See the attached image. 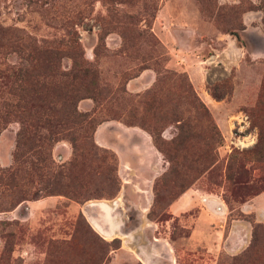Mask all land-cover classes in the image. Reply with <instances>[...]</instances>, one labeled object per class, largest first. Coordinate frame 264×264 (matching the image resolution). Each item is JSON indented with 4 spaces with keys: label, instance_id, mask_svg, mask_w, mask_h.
<instances>
[{
    "label": "rangeland",
    "instance_id": "1",
    "mask_svg": "<svg viewBox=\"0 0 264 264\" xmlns=\"http://www.w3.org/2000/svg\"><path fill=\"white\" fill-rule=\"evenodd\" d=\"M262 5L261 0H0V116L5 106L13 105V95L8 90L11 77L8 80L4 74L11 73L13 66L26 63L21 54L13 53V42L20 39L23 44H42L69 34L78 39L83 58L93 64L98 74L96 98H83L76 105L78 112L90 115L93 125L109 119L125 123L132 116L157 125L161 139L169 141L177 133L173 121L176 115L186 122L195 121V95L207 108L220 134L219 142L212 144L213 168L196 179L193 176L200 169L187 165L193 154L205 151L206 138L211 140L206 131L200 139H187L183 147L169 149L171 154L187 158L185 165L177 166L178 173L167 174L170 164L163 155L166 168L153 181V187L158 181V202L147 211L145 206L136 205L140 191L124 193L115 161L111 164L116 165L120 189L113 198L78 203L51 195L23 200L11 209H6L9 197L0 198V264H94L97 236L109 243L119 240L118 248L110 247L106 264H145L141 252L164 253L169 247L165 240H156L155 236L168 239L187 233L182 227L183 216L167 223L165 220L170 218L169 203L190 187L197 189L200 200L206 195L220 197L227 218L244 219L239 214L241 204L226 200L229 194L225 173L233 155L249 150L248 159L243 162L256 180L240 194H246L244 203H249L264 191ZM60 65L68 70L72 61L63 57ZM199 84L201 88H196ZM209 88L219 99L212 96ZM206 94L212 103H205L202 95ZM258 100L261 110L257 113ZM252 111L257 118H253ZM241 116L247 117V123L239 121ZM234 121L240 126L233 138L230 131ZM196 122L198 126L205 125L202 115ZM259 126L263 128L262 134ZM19 128L17 120L9 118L4 122L0 117L2 169L13 165ZM72 155L67 139L53 143L51 156L55 164H66ZM252 158L259 161L250 162ZM26 165L29 167H23ZM132 177L135 183L139 182L137 176ZM41 185L36 181L31 189ZM30 203L34 204L32 208ZM262 203L264 194L246 205L250 212L247 214L257 222L261 221L251 211ZM258 212L264 218V205ZM92 216L111 228L113 234L100 233ZM263 231L258 234L259 240ZM259 246L258 252L263 253L264 243ZM230 257L221 253L216 264H232ZM153 261L168 264L163 256Z\"/></svg>",
    "mask_w": 264,
    "mask_h": 264
},
{
    "label": "trees",
    "instance_id": "2",
    "mask_svg": "<svg viewBox=\"0 0 264 264\" xmlns=\"http://www.w3.org/2000/svg\"><path fill=\"white\" fill-rule=\"evenodd\" d=\"M261 1L264 9V0ZM13 53L21 54L26 63L13 66L11 73L4 74L8 80L11 77V87L8 90L13 95V105L5 106L0 117L4 122L11 118L20 123L13 165L0 168V198L6 196L10 199L6 209L16 207L23 200L51 195H61L78 203L89 199L113 198L120 189V181L115 173L116 165L113 167L111 164L117 162L116 156L93 142L90 131L94 132L97 124L93 125L90 115L78 112L76 108L79 100L87 97L95 99L99 93L98 74L93 64L83 58L78 39L69 34L42 44H23L19 39L13 42ZM63 57H69L72 61L68 70L61 68L60 61ZM209 89L212 96L219 99L214 90ZM193 98L195 106L192 107L197 113L195 121L186 122L176 115L173 121L176 123L177 133L169 141L162 140L158 126L150 125L145 119L135 120L129 116L125 123L138 125L151 135L155 147L169 161L167 174L178 173L177 166L185 165L187 160L184 155L180 158L171 154L169 149L183 147L187 139H200L204 131L210 134L211 140L206 138L205 141V151L199 155L193 154L187 165L191 169H200L193 176L196 179L213 168L215 155L212 144L219 142L220 134L207 108L195 95ZM259 104L260 100L255 106L257 113L261 110ZM257 113L251 112L253 118H257ZM199 115L205 119L204 127L197 125ZM262 129L259 126L260 134ZM60 139L70 142L73 155L66 164L57 165L51 156V147ZM258 142L260 143V138ZM248 153L249 150L231 157L225 173L229 194L227 201L233 199L238 204H243L246 194H240V190L247 189L256 180L243 162L248 159ZM259 158L249 161H259ZM23 164H29V167L26 165L25 169ZM22 178L24 182H20ZM36 181L43 185L32 190ZM157 182L153 187L152 206L158 202ZM151 212L150 209L148 214ZM239 214L252 226L251 241L243 252L230 257L232 264H264V252H258L260 242L264 243V231L262 239L258 238V234L264 230V224L254 220L251 214ZM79 216L84 218L81 213ZM97 238L98 252L94 264H106L110 247L118 248L119 240L114 239L109 243L99 236Z\"/></svg>",
    "mask_w": 264,
    "mask_h": 264
},
{
    "label": "crops",
    "instance_id": "3",
    "mask_svg": "<svg viewBox=\"0 0 264 264\" xmlns=\"http://www.w3.org/2000/svg\"><path fill=\"white\" fill-rule=\"evenodd\" d=\"M196 88H201L200 84ZM202 96L205 103L211 102L209 95ZM93 138L99 146L115 153L118 162L117 173L124 193L140 191L136 205L145 206V210H149L154 199L152 191L154 177L166 168L163 154L155 147L151 135L138 125H128L119 119H109L96 126ZM132 176H137L139 182L135 183ZM196 190L193 187L186 189L169 203L167 209L170 218L165 220V223L183 216L182 227L187 229V233L168 239L155 236L156 240H165L169 247L164 253L141 252L143 263L155 264L153 259L163 256L168 260V264H216L221 253L236 255L248 245L252 232L250 222L239 218H227V209L220 197L206 195L200 200ZM263 194L264 191L254 196L249 203L257 201ZM124 197L125 194L123 200ZM31 203L30 207H33L34 204ZM249 203L239 206L241 213H250L246 208ZM263 205L264 203L251 211L261 222H264V218L259 216L258 210ZM99 207L102 208V204H99ZM186 213L187 215H184ZM92 218L94 226L100 233L106 236L113 234L111 228L105 227L95 217ZM154 225L158 229L157 223Z\"/></svg>",
    "mask_w": 264,
    "mask_h": 264
},
{
    "label": "built area",
    "instance_id": "4",
    "mask_svg": "<svg viewBox=\"0 0 264 264\" xmlns=\"http://www.w3.org/2000/svg\"><path fill=\"white\" fill-rule=\"evenodd\" d=\"M246 120H247V117H246V116H241L239 121H240V122H243V123H247ZM239 126H240L239 122H235V121H234V122L232 123V129H231V131H230L231 137L234 138V136H235V131H236V130H239ZM249 144H251V143H249ZM217 209H219V207H217Z\"/></svg>",
    "mask_w": 264,
    "mask_h": 264
},
{
    "label": "bare ground",
    "instance_id": "5",
    "mask_svg": "<svg viewBox=\"0 0 264 264\" xmlns=\"http://www.w3.org/2000/svg\"><path fill=\"white\" fill-rule=\"evenodd\" d=\"M246 139V138H245ZM251 140V139H250Z\"/></svg>",
    "mask_w": 264,
    "mask_h": 264
}]
</instances>
